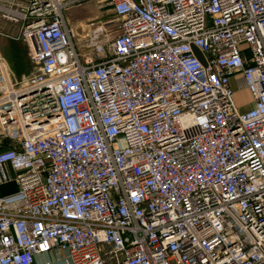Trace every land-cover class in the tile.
<instances>
[{
  "label": "built area",
  "instance_id": "2783aa9c",
  "mask_svg": "<svg viewBox=\"0 0 264 264\" xmlns=\"http://www.w3.org/2000/svg\"><path fill=\"white\" fill-rule=\"evenodd\" d=\"M85 1L0 0V264H264V0Z\"/></svg>",
  "mask_w": 264,
  "mask_h": 264
},
{
  "label": "rangeland",
  "instance_id": "374dc122",
  "mask_svg": "<svg viewBox=\"0 0 264 264\" xmlns=\"http://www.w3.org/2000/svg\"><path fill=\"white\" fill-rule=\"evenodd\" d=\"M98 14V20L108 21L106 28L108 31L113 32L116 29V21L112 11L105 5H99L94 0H88L82 2L79 6L71 7L67 10H63V16L68 25H76L78 21H86L89 18H94ZM19 29V24L12 23L1 16L0 13V31L15 34ZM76 42V41H75ZM77 44V42H76ZM78 51L84 50L81 46H77ZM231 86L234 90V101L236 106L240 110H244L252 106L253 99L249 91L245 88H240L234 81L231 82ZM14 183L2 185L0 187V195L11 193L15 190Z\"/></svg>",
  "mask_w": 264,
  "mask_h": 264
},
{
  "label": "crops",
  "instance_id": "0c3cea01",
  "mask_svg": "<svg viewBox=\"0 0 264 264\" xmlns=\"http://www.w3.org/2000/svg\"><path fill=\"white\" fill-rule=\"evenodd\" d=\"M14 35L0 31V68L12 84L34 72L25 43L15 40ZM36 260L38 264H70L67 253L57 249L38 255Z\"/></svg>",
  "mask_w": 264,
  "mask_h": 264
}]
</instances>
